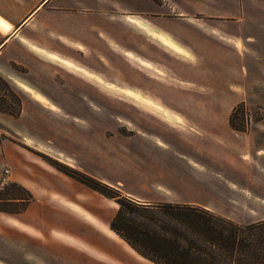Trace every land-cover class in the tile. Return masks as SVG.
<instances>
[{
    "label": "rangeland",
    "instance_id": "obj_1",
    "mask_svg": "<svg viewBox=\"0 0 264 264\" xmlns=\"http://www.w3.org/2000/svg\"><path fill=\"white\" fill-rule=\"evenodd\" d=\"M103 2L118 6L96 7L145 8L136 0ZM29 7L0 6L14 19ZM174 7L153 10L148 19L191 48L188 57L119 15L122 38L106 46L101 66L85 67L105 82L60 80L59 91H44L55 108L0 75V264H156L64 202L80 204L109 228L119 208L62 169L86 173L133 200L155 199L161 181L153 169L174 156L184 166L180 198L196 201L175 204L239 225L264 220V6L214 18L210 6H190L194 16Z\"/></svg>",
    "mask_w": 264,
    "mask_h": 264
},
{
    "label": "crops",
    "instance_id": "obj_2",
    "mask_svg": "<svg viewBox=\"0 0 264 264\" xmlns=\"http://www.w3.org/2000/svg\"><path fill=\"white\" fill-rule=\"evenodd\" d=\"M103 1L0 0V6H30L26 9L27 12L17 19L5 15L1 11L4 9L0 8V75L7 78L11 85H15L37 101L53 109L55 104L52 102L51 96L44 91L54 87L59 91L60 80L64 82V85L68 84L69 86L73 82L81 84L82 77L96 80L98 84L105 82L101 77L88 72L85 67L101 66L106 46L111 49L112 44L122 38L119 37L123 34L122 31H119V18H116L119 15L128 16V21L145 31L150 38L156 39L170 50L188 57L192 55L190 53L192 49L165 27H161V24H157L153 19H148V14L153 15V10L163 9L161 8L163 6H175L180 13L194 16L196 13L191 10L190 6H210L209 14L214 18L219 15V11L238 10L242 12L246 11L248 6H264V0H164L163 2L136 0L145 6L143 10L124 9V11H118L116 8L99 9L96 7L118 6ZM165 9L168 8L165 7ZM199 11L207 12V9L200 8L199 10L198 8ZM155 18L159 20L161 17L155 16ZM227 36H223L224 40L230 41L231 35ZM213 40L220 44L218 38ZM224 46L226 47V45ZM227 49L231 51L232 44L231 47L227 46ZM125 54L131 59L136 58L131 51H126ZM141 63L151 67V63L148 61L142 60ZM50 69L53 71L52 77L48 71ZM227 72L231 74L232 71L227 69ZM123 91L127 96L133 97L139 102H141L140 99H144L160 107L153 100L143 98L140 93L134 90L124 88ZM158 143L162 145L161 141ZM173 157L167 158L165 163L153 166V178L156 177L158 171L161 181L156 184L159 189L154 188L157 197L155 199L136 197L135 201L147 204H193L196 202L180 198L184 183V166L181 160ZM54 198L57 199V195H54ZM64 202L72 210L80 213L100 232L106 235H112L111 231L114 233L102 218H97L85 207L71 200L64 199ZM32 216L34 219L36 218L35 213ZM22 225L24 224L22 223ZM64 235L73 238L70 233Z\"/></svg>",
    "mask_w": 264,
    "mask_h": 264
},
{
    "label": "trees",
    "instance_id": "obj_3",
    "mask_svg": "<svg viewBox=\"0 0 264 264\" xmlns=\"http://www.w3.org/2000/svg\"><path fill=\"white\" fill-rule=\"evenodd\" d=\"M62 171L114 199L110 228L156 264H264V220L239 225L189 204L141 203L86 173Z\"/></svg>",
    "mask_w": 264,
    "mask_h": 264
},
{
    "label": "built area",
    "instance_id": "obj_4",
    "mask_svg": "<svg viewBox=\"0 0 264 264\" xmlns=\"http://www.w3.org/2000/svg\"><path fill=\"white\" fill-rule=\"evenodd\" d=\"M5 174H6V175L3 177V183H6L7 180H8L9 170H6V171H5Z\"/></svg>",
    "mask_w": 264,
    "mask_h": 264
},
{
    "label": "bare ground",
    "instance_id": "obj_5",
    "mask_svg": "<svg viewBox=\"0 0 264 264\" xmlns=\"http://www.w3.org/2000/svg\"><path fill=\"white\" fill-rule=\"evenodd\" d=\"M167 43H169V42H167ZM182 50V49H181ZM184 51V50H183Z\"/></svg>",
    "mask_w": 264,
    "mask_h": 264
}]
</instances>
